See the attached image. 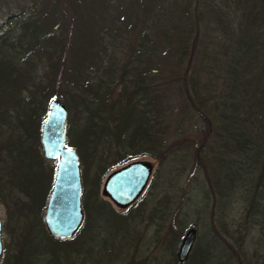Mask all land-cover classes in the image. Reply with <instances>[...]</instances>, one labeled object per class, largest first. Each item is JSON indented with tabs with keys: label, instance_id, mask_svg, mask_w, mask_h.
Instances as JSON below:
<instances>
[{
	"label": "trees",
	"instance_id": "obj_1",
	"mask_svg": "<svg viewBox=\"0 0 264 264\" xmlns=\"http://www.w3.org/2000/svg\"><path fill=\"white\" fill-rule=\"evenodd\" d=\"M85 1L0 0V9L11 13L7 20L19 29L14 40L0 36V204L10 235L0 264H72V257L81 253L99 263L100 254L95 253L101 243L99 220L120 236L126 244L123 251L131 245L139 222L152 221L151 213L158 220L156 229H176L177 240L181 230L174 218L165 223L166 206L161 199L151 209L148 199H138L124 211L98 199L102 178L141 156L158 165L170 163L177 171L189 162L191 170L202 168L207 182H213L222 197L243 189L249 227H258L264 235V0H217L206 12L193 13L188 11L192 0H173V40L166 38L162 50L155 43L162 31L149 38L138 22L130 35L118 32L117 43L104 41L101 28L88 32L82 45L66 41L67 29L70 37L74 33L73 20L79 10L87 3L95 6L92 0V4ZM115 1L117 9L124 5L129 9L145 7L150 0ZM99 2L114 7L112 0ZM206 17L212 21L213 50L219 47L217 54H209L207 66L218 64L214 100L210 93L204 96L195 91L196 79L192 74L187 78L185 67L179 68L186 52L191 63L188 36L200 29V22L208 26ZM154 45L162 51L161 63H169L165 74H153L161 69L153 66L155 57L149 55ZM12 53L21 54V65L10 62ZM64 54L67 61L60 63ZM34 62H41L43 68L32 74ZM64 63L68 68L59 70ZM187 79L193 96L187 92ZM211 82L208 78L203 84L212 87ZM173 94L177 97L174 108L169 101ZM57 97L67 110L65 141L78 156L81 182L82 219L65 239L49 236L42 222L55 166L39 152V134L49 103ZM153 183L150 180L148 187ZM235 241L240 247V240ZM110 252L111 248L109 261ZM114 252L120 257L119 249ZM255 253L253 261L246 262L264 264V253L257 257ZM231 257L228 254L226 264H233Z\"/></svg>",
	"mask_w": 264,
	"mask_h": 264
},
{
	"label": "rangeland",
	"instance_id": "obj_2",
	"mask_svg": "<svg viewBox=\"0 0 264 264\" xmlns=\"http://www.w3.org/2000/svg\"><path fill=\"white\" fill-rule=\"evenodd\" d=\"M92 1L95 3V6H93ZM92 1L86 0L85 2H91L92 6L90 3H87L79 10L78 15L73 20L74 33L70 37V33L67 29L68 32L66 31L65 33L66 41H72L78 46L82 45L88 38V32L92 33L96 29L101 28L102 31H99V34L105 38L104 41L117 43V41L120 40L118 38V32L123 36L130 35L132 32L131 30L135 28L134 25L137 22V25H140L139 27L144 29L145 33L147 32L149 38L155 39L158 35L157 31H162L163 36L158 35L159 43L157 41L155 42L156 47H160L159 50H162L166 38H168V42H172L173 40L174 32L170 31V25L174 21V18H172L174 13L173 8L175 7L173 0L145 1V7L137 5V8L130 7L129 9H127L128 5H124L117 9L115 0H112L114 7L110 8L105 2L101 4L99 0ZM109 3L111 2L109 1ZM217 4V0H201L199 2L198 0H192L188 11L190 13L197 10L206 12V9H209V7L213 8L214 5ZM162 9H164L163 12H161ZM10 14L11 13L7 12L5 8L0 9V36L5 35L6 40H14L19 31L14 21L7 20ZM138 18L143 20L138 21ZM210 18L211 17L205 18V22H209L208 26H204L202 22H200V29L197 27L192 30V33L188 36L186 47L189 51L188 53H190L191 50L193 51V56L191 55L192 60L191 63L188 64L187 61H190L191 57L190 54L186 52L183 58L184 63L181 64L179 68L185 67L188 69L187 78L192 74V77L196 79L194 80L196 85L194 86L195 91L198 90V92L204 96L210 93L212 95V100H214L215 94L213 91L216 89V85L213 82H218V64L214 68L207 66L210 65L208 58L209 54L211 52L217 54V49L219 47L213 50L214 46L210 43V39H212V21ZM51 34L54 36L56 32L51 30ZM126 37L128 36L121 39ZM134 37H136V35ZM26 38L28 40L30 39L29 37ZM41 45V43H38L36 46L38 55L42 54ZM154 47L155 45L153 48L151 46L149 55L155 57L152 63L153 66L160 67L161 69H154L153 74H165L167 70L166 64L168 62L166 61V64L165 62L161 63L162 51H157ZM202 50L204 54L200 53ZM65 55L66 54L63 55L60 63L63 60H65V62L67 61V55ZM40 57L43 59V56ZM172 57L170 56L171 61ZM10 62L21 65V54L12 53ZM41 64V62L37 64L34 62L32 71L30 72L32 74L33 72L38 73V71L43 68ZM64 65L66 64L64 63ZM64 65L59 64V70L63 71L64 68H68L67 65ZM197 67L200 69L194 71L193 69ZM152 71L153 69H151V72ZM196 75L198 77H196ZM208 78H210L212 81L211 83L214 84L212 87L208 84L205 86L203 84ZM189 80L190 79H187L186 81V89L187 92L193 96L191 89L192 85ZM57 99L61 100L60 97H57ZM176 99L177 97L175 94L169 97L170 107H175ZM197 118L198 116L196 119ZM197 120L200 122L199 119ZM192 122L193 120H190V124ZM39 152L42 154L41 151ZM134 160H147L153 164V170L148 183L150 180H153L154 183L151 187L146 185L138 199H148L149 207L147 208L150 209L151 207L157 206L158 200L161 199V202L166 206L164 209V216L166 217L165 223L168 224L169 221L174 218L177 227L181 230L180 237L176 240L178 231L174 228L170 229L163 227L157 230L155 222L158 220L151 213L153 217L151 219L152 221L149 222L148 218H144L143 221L139 222L136 228L138 232L135 234L133 233V238H130L132 241L131 247L129 246L130 248L128 247L123 251L121 247L125 248L126 244L121 242L120 236L117 233H112L110 229L106 227L105 222L99 220L98 227H100V233L97 235V239H99L101 243L96 248L97 252H95L100 254L98 259L99 263L96 260H91V256H89L88 253H81V255H74L72 257V264H178L175 256L177 246L184 231L189 227L195 228V241L192 246V249H194L193 251L191 250V255H188L183 264H226L228 254H231V261L233 264H248L246 262L247 260L253 261L251 258L253 252L256 251L255 257L264 253V235H262L258 227H249V223L245 218V203L242 198V193H244L243 189H235L231 192L232 194L229 198L222 197L220 190L215 187L214 183L211 182V184H209L207 182L203 169L197 167V169L191 170L190 162L185 166L183 171H177L170 163L158 165L154 159L148 156H141ZM48 161L50 164L56 165V160ZM208 176L210 177V174H208ZM102 180L98 188V199H105L114 210H126L127 208H116L102 195ZM154 186L156 189H154ZM157 190L161 196L156 193ZM150 209L149 211L146 210L148 214H150ZM92 218H95V216H92ZM5 220V208L0 204V240L2 245L0 262L5 258V248H8L10 245V235L7 233L9 230L4 227ZM97 228L92 231L93 234L96 232ZM232 236H234V238H232ZM84 238H86L85 235ZM236 238L240 240V247L236 244ZM109 248H111L110 255L113 257L111 261L108 260ZM117 249L121 251L120 257L114 252ZM93 258L96 257L93 255Z\"/></svg>",
	"mask_w": 264,
	"mask_h": 264
},
{
	"label": "water",
	"instance_id": "obj_3",
	"mask_svg": "<svg viewBox=\"0 0 264 264\" xmlns=\"http://www.w3.org/2000/svg\"><path fill=\"white\" fill-rule=\"evenodd\" d=\"M67 110L60 99L50 101L41 123L39 143L45 159L56 160L53 183L48 195L42 222L53 238L70 237L80 225L81 182L78 156L65 141ZM153 170L147 160H131L108 172L101 184V193L116 208L125 209L143 192ZM1 230V221H0ZM195 240V228H187L180 238L176 260L183 264ZM2 245L0 240V254Z\"/></svg>",
	"mask_w": 264,
	"mask_h": 264
},
{
	"label": "flooded vegetation",
	"instance_id": "obj_4",
	"mask_svg": "<svg viewBox=\"0 0 264 264\" xmlns=\"http://www.w3.org/2000/svg\"><path fill=\"white\" fill-rule=\"evenodd\" d=\"M195 241V240H194ZM194 244V243H193ZM193 246V245H192Z\"/></svg>",
	"mask_w": 264,
	"mask_h": 264
}]
</instances>
